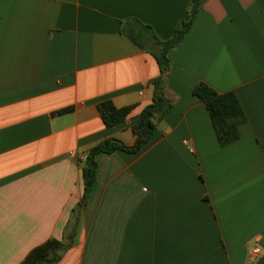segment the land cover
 I'll return each instance as SVG.
<instances>
[{"label":"crops","instance_id":"0c3cea01","mask_svg":"<svg viewBox=\"0 0 264 264\" xmlns=\"http://www.w3.org/2000/svg\"><path fill=\"white\" fill-rule=\"evenodd\" d=\"M191 2L0 0V264L52 238L67 247L47 264H264V0H204L168 55L173 107L138 153L98 156L72 218L88 151L135 144L160 76L149 35L124 31L169 40ZM200 83L237 95V141L220 145ZM107 100L128 119L107 127Z\"/></svg>","mask_w":264,"mask_h":264},{"label":"trees","instance_id":"16d2710c","mask_svg":"<svg viewBox=\"0 0 264 264\" xmlns=\"http://www.w3.org/2000/svg\"><path fill=\"white\" fill-rule=\"evenodd\" d=\"M204 0H192L186 15L177 26L171 39L161 41L148 26L137 22L139 30L127 29L126 37L135 45L146 49L142 43V37L149 35V39L155 45V51L150 52L155 57L160 76L154 82V96L150 105L141 113L140 122L133 127L137 136L133 146H127L116 139H107L94 146L88 151L86 160L82 164L84 193L81 201L72 211V218L78 224L80 213L86 207L97 182V158L101 154H113L123 151L130 154L138 153L154 136L157 125L160 123L174 105V98L169 95L167 74L171 69V61L168 57L170 51L176 49L191 29L195 18ZM194 95L205 102L209 111L214 130L221 146H227L240 137V126L246 117L237 95L234 92L218 93L204 83L198 84L194 89ZM72 108L62 110L60 113L70 112ZM102 121L107 127H112L126 121L133 107L117 108L110 100L103 101L98 105ZM67 244L64 240L49 239L43 244L32 249L20 264H47L60 259Z\"/></svg>","mask_w":264,"mask_h":264},{"label":"built area","instance_id":"2783aa9c","mask_svg":"<svg viewBox=\"0 0 264 264\" xmlns=\"http://www.w3.org/2000/svg\"><path fill=\"white\" fill-rule=\"evenodd\" d=\"M255 253H258V251L256 250Z\"/></svg>","mask_w":264,"mask_h":264}]
</instances>
